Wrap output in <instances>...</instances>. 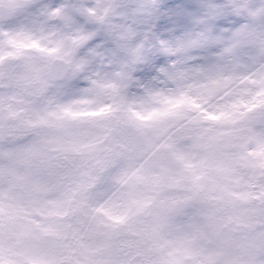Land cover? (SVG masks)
<instances>
[{
    "label": "rangeland",
    "instance_id": "1",
    "mask_svg": "<svg viewBox=\"0 0 264 264\" xmlns=\"http://www.w3.org/2000/svg\"><path fill=\"white\" fill-rule=\"evenodd\" d=\"M41 1L44 9L51 3ZM16 21L23 23L22 17ZM44 22L48 57L68 55L74 77L47 91L41 117L48 140L53 134L76 133L77 152L105 157L92 196L99 201L108 196L116 212L142 206L140 221L160 230L159 244L167 239L173 244L175 264L241 263L231 246L230 220L235 207L246 209L253 193L243 174H263L264 43L242 37L231 51L170 64L168 71L140 81L94 67L75 52L77 40L46 9ZM122 132L125 144L108 155L106 134L115 138ZM6 172L0 186L10 194ZM235 188L239 194L234 197ZM219 217L223 232L215 248L210 233L219 227ZM210 248L217 251L208 254ZM250 264H264V254Z\"/></svg>",
    "mask_w": 264,
    "mask_h": 264
},
{
    "label": "flooded vegetation",
    "instance_id": "2",
    "mask_svg": "<svg viewBox=\"0 0 264 264\" xmlns=\"http://www.w3.org/2000/svg\"><path fill=\"white\" fill-rule=\"evenodd\" d=\"M0 7L14 11L10 19L0 17V176L9 167L12 181L11 195L0 186V264H175L173 244L168 239L159 244L160 230L140 221L142 206L116 212L108 196L102 201L92 196L105 157L77 152L76 133H57L48 140L41 105L47 91L74 77V68L68 55H47L43 2L0 0ZM55 57L65 59L70 70L51 83L46 72ZM106 135L108 155L125 144L123 132ZM234 168L239 172L238 165ZM242 177L250 178L253 193L246 209L234 208L231 246L241 263L250 264L264 254V167L260 176ZM214 185L218 192L217 181ZM216 199L219 203L220 192ZM218 223L210 233L215 248L223 232L221 217ZM163 252L171 263L162 260Z\"/></svg>",
    "mask_w": 264,
    "mask_h": 264
},
{
    "label": "snow or ice",
    "instance_id": "3",
    "mask_svg": "<svg viewBox=\"0 0 264 264\" xmlns=\"http://www.w3.org/2000/svg\"><path fill=\"white\" fill-rule=\"evenodd\" d=\"M44 7L94 67L140 81L231 51L242 37L264 43V0H51Z\"/></svg>",
    "mask_w": 264,
    "mask_h": 264
},
{
    "label": "water",
    "instance_id": "4",
    "mask_svg": "<svg viewBox=\"0 0 264 264\" xmlns=\"http://www.w3.org/2000/svg\"><path fill=\"white\" fill-rule=\"evenodd\" d=\"M2 15L10 19L14 16V11L11 8L0 7V17ZM69 70H70V65L65 59L60 57H55L52 59L47 69L46 78L51 83L61 81L66 77Z\"/></svg>",
    "mask_w": 264,
    "mask_h": 264
}]
</instances>
